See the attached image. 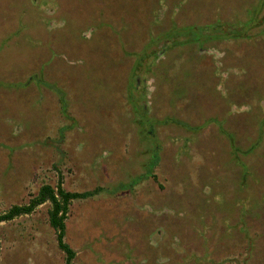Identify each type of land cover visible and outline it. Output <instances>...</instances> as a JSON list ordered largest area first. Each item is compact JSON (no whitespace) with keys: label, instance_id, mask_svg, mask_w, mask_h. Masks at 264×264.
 Returning <instances> with one entry per match:
<instances>
[{"label":"rangeland","instance_id":"1","mask_svg":"<svg viewBox=\"0 0 264 264\" xmlns=\"http://www.w3.org/2000/svg\"><path fill=\"white\" fill-rule=\"evenodd\" d=\"M59 177L102 187L74 264H264V0H0V212ZM49 206L0 222V264H65Z\"/></svg>","mask_w":264,"mask_h":264},{"label":"trees","instance_id":"2","mask_svg":"<svg viewBox=\"0 0 264 264\" xmlns=\"http://www.w3.org/2000/svg\"><path fill=\"white\" fill-rule=\"evenodd\" d=\"M159 19L160 17H157L156 21H159ZM255 23H256L255 17H250L247 24L244 26L242 30H237V31L234 30L235 32L231 31L230 33H227L224 30L223 31L220 30V32L219 31L216 32L215 29L216 24L214 22L203 24L197 21L192 24L186 25L187 26L186 31L178 34L176 39H179L178 41H182L180 42L181 44H184L185 42H189V41H193V42L203 41L202 43L205 44L206 41H210V40L213 41L217 39H227L232 36H241L242 34H246V31H248V29L250 30L251 28H253ZM174 25L177 27L185 26L184 24L176 25L174 20H172L170 26L172 27ZM170 32L171 31H167L165 33L166 35L165 34L162 35L163 37L152 38L149 42H147L143 47L146 48L145 52L140 53V59L146 60V58H149L150 54H152L151 48L155 47L160 42V39L165 38L167 34ZM183 36L187 38L180 39ZM167 46L168 45H166V47ZM147 61H148L147 65L149 66H152L154 63L153 59H149ZM63 108H64V104H63ZM140 120L142 126L145 127L149 125L146 122L150 123L151 121V120L149 121L143 120V118ZM145 127H144V131H145ZM149 133H150L149 136L155 137L154 135L151 134V132ZM156 150L157 147H155V149L152 150L153 152H155V157L154 160L152 159V157L150 158L151 161L149 167L146 168L148 172H151L153 166L156 165L158 159V156L156 155ZM153 177L156 178V175H153ZM140 178L141 177H138V180ZM134 179L136 178L134 177ZM133 182H135V180ZM101 190L102 187L100 188L97 187L94 190L70 191L63 186V180L61 177H59L55 185H52L50 183L42 184L39 187L37 193L34 194L33 197L29 199L28 202L21 204L20 203L13 204L6 210L0 212V222L13 220L15 217H18L20 215L32 214L39 205L45 202H49L50 204L48 209L49 224L55 229L57 233L58 246L65 253V264H74L76 251L67 243V241H65L66 228H67L66 220L69 216L71 203L76 199L92 197ZM249 249L250 247H248V250ZM0 256H1V231H0Z\"/></svg>","mask_w":264,"mask_h":264}]
</instances>
